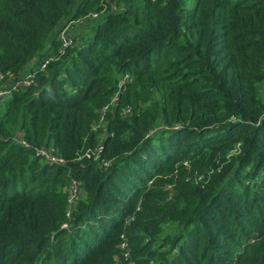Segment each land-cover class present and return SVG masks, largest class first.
Returning a JSON list of instances; mask_svg holds the SVG:
<instances>
[{
    "label": "trees",
    "instance_id": "obj_1",
    "mask_svg": "<svg viewBox=\"0 0 264 264\" xmlns=\"http://www.w3.org/2000/svg\"><path fill=\"white\" fill-rule=\"evenodd\" d=\"M113 1L0 0V264H264V0Z\"/></svg>",
    "mask_w": 264,
    "mask_h": 264
},
{
    "label": "built area",
    "instance_id": "obj_2",
    "mask_svg": "<svg viewBox=\"0 0 264 264\" xmlns=\"http://www.w3.org/2000/svg\"><path fill=\"white\" fill-rule=\"evenodd\" d=\"M91 16L98 17L99 13L98 12L90 13L89 17ZM80 22H82V20H80ZM60 38L64 46H69L72 43V38L68 36L65 30L61 33ZM44 65L42 66V69L44 68ZM125 79H129L128 75L125 77ZM32 82H33V74L32 75L29 74V75H26L20 81L14 82L12 85L4 86V84H2V86L0 87V98L8 95L17 86L19 85L23 86L24 84L29 85ZM129 112L130 110L127 109L126 113L128 114ZM102 121H103V118H102ZM103 142H104V138L102 135L98 148L93 151L94 154L97 155L98 153H100V151L103 149ZM36 155L44 157V159L49 160L51 162H55L57 164L64 163V159L60 155L56 154L53 150L49 151L46 149H38ZM88 156L90 157L91 153H88ZM81 190H82L81 182L77 180L76 178L72 177L70 181L68 182V186H67V192L69 194V202L71 205H73L76 199H78V197L80 196ZM121 250H122V254L124 255V257L128 260V264H136V262L131 259V254H130L127 240H124V242L121 244ZM117 259L120 260V257H117Z\"/></svg>",
    "mask_w": 264,
    "mask_h": 264
},
{
    "label": "rangeland",
    "instance_id": "obj_3",
    "mask_svg": "<svg viewBox=\"0 0 264 264\" xmlns=\"http://www.w3.org/2000/svg\"><path fill=\"white\" fill-rule=\"evenodd\" d=\"M102 2H104V3L107 5L108 8L111 7V6H115V7L118 8V5H117L113 0H102ZM110 5H111V6H110ZM108 8H107V9H108ZM107 9H106V10H107ZM106 10H105V11H106ZM105 11L102 12V14H99V16L96 18V20L100 19L101 16L104 15ZM91 21H92V20H91ZM91 21H89L88 24H92V25H91V27H92V26L95 24V23H94L95 20H93L92 22H91ZM91 27H90V28H91ZM90 28H89V29H90ZM89 29H88V30H89ZM57 30H58V28L56 27V28L50 33V35L48 36V39H47V41H46V46L49 45V43H50V41H51L53 35L57 32ZM6 82H7V84H8V81H6ZM4 86H6V85L4 84ZM261 92L264 93V83H263V85L261 86ZM66 187H67V186H66ZM171 228H172V227L167 228V232H170ZM165 249H166V247H165Z\"/></svg>",
    "mask_w": 264,
    "mask_h": 264
},
{
    "label": "crops",
    "instance_id": "obj_4",
    "mask_svg": "<svg viewBox=\"0 0 264 264\" xmlns=\"http://www.w3.org/2000/svg\"><path fill=\"white\" fill-rule=\"evenodd\" d=\"M71 33H72V30H71ZM35 63V60H33L30 64H28L26 67H25V71L23 70V73L27 74L29 69L31 68V66Z\"/></svg>",
    "mask_w": 264,
    "mask_h": 264
}]
</instances>
